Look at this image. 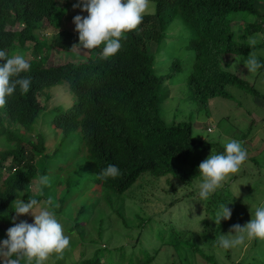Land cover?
I'll return each instance as SVG.
<instances>
[{"label": "trees", "instance_id": "16d2710c", "mask_svg": "<svg viewBox=\"0 0 264 264\" xmlns=\"http://www.w3.org/2000/svg\"><path fill=\"white\" fill-rule=\"evenodd\" d=\"M256 1L151 0L153 11L144 15L137 29L126 34L117 54L104 59L101 56L103 45L84 49L79 45L78 34L61 29L62 19L71 4L69 0H0V50L12 55L19 44L27 40L34 42L28 60L31 69L21 74L31 80L29 91L22 94L17 87L14 94L6 98L5 107L0 108V137L10 143L9 148L0 151V241L6 239V230L16 222L13 200L23 198L21 192L30 189L35 160L46 155L47 139L42 134L36 132L27 140V132L32 130L31 125L41 107L38 94L46 86L61 80L67 81L75 101L65 109L55 108L51 112V122L64 136L72 132L80 134L93 167V182L105 190L104 198L108 203L111 195L123 194L142 174L171 175L186 183L201 176L199 153L210 150L215 146L214 142L194 138L190 122L166 125L158 111L159 92L165 79L178 73L183 64L180 60H171L166 74H157L153 68V53L148 52L147 45L151 40L156 44L160 42L169 24L181 15L194 29L186 44L194 53L187 82L198 107H206L215 97H229L227 87L231 85L256 94L250 83L222 69L219 64L225 55L248 56L259 48L257 44L250 47L246 41L259 29L257 21L246 24L240 41L231 30L237 14L257 15ZM43 21L58 29L51 39L53 46L64 52L84 49L89 56L82 62L45 66L47 53H40L44 48L37 37ZM15 24L21 28L9 29ZM257 58L264 65V59ZM2 63L4 61H0ZM109 164L116 165L120 175L99 179V172ZM83 211L82 206L76 214ZM216 228L217 233L220 232V226ZM164 242L181 256L182 260L174 264H188L184 252L197 249L195 244L182 240ZM105 251L112 252L98 248L91 259L80 264H100ZM202 257L211 259L204 254ZM63 258L65 260L66 256ZM153 258L147 255L144 264ZM62 261L60 259L58 264ZM103 264H136V261L124 262L123 253L116 259L107 254Z\"/></svg>", "mask_w": 264, "mask_h": 264}, {"label": "rangeland", "instance_id": "374dc122", "mask_svg": "<svg viewBox=\"0 0 264 264\" xmlns=\"http://www.w3.org/2000/svg\"><path fill=\"white\" fill-rule=\"evenodd\" d=\"M69 2L71 4L62 19L61 28L78 33L73 18L76 15L87 16L88 13L82 11V7H73L78 0ZM255 8L257 15L237 14L231 30L235 39L240 41L246 24L257 21L259 29L246 41L255 39L260 46L251 52L264 59V0H257ZM153 9L151 2L150 12ZM20 28L19 24L9 27L11 30ZM55 32L56 29L46 21L37 32L44 48L40 53H47L45 66L68 61L82 62L89 56L84 49L74 48L72 52H64L53 46L51 39ZM193 33V27L181 15H177L160 42H148L147 50L153 53V68L157 74H166L171 60L177 59L183 64L178 73L163 83L159 92V115L166 125L190 122L194 138L205 139L204 136H209L211 139L208 130H215L217 138L211 139L215 146L199 153L200 163L211 152L219 154L224 151L220 149L223 146L219 142L223 138L242 141L247 149V160L207 201H199L198 183L201 176L186 183L171 175L154 177L142 174L123 194L111 195V202L108 203L104 198L105 190L93 182V167L80 141V134L72 132L64 136L51 122V112L58 107L65 109L71 106L75 101L74 94L65 80L46 86L38 94L41 107L31 125L32 130L27 132V140L36 132L47 139L46 155L35 160L30 189L22 191L21 195L22 199L40 196L41 204L51 197L59 205L54 211L65 233L71 237L70 248L65 251L66 258H63L62 264H80L91 259L98 248L112 251L103 253L100 264L105 262L107 254L116 259L119 253H123L126 263L132 260L136 264H144L143 259L147 255L154 256L148 264H174L182 260L165 240L195 244L199 251L188 249L184 252L188 264H264V240H246L243 245L228 250L216 245L217 234H227L235 224L243 226L251 219L250 210L254 213L255 207L264 202V69L255 74L248 73L243 62L247 56L225 55V59L219 63L221 68L250 83L257 93L251 94L231 85L227 87L229 97H215L206 107H198L187 82L194 53L186 44ZM15 43L19 44L16 40ZM33 46L34 42L27 40L19 44L12 54H23L29 60ZM235 57L241 58L236 66L233 65ZM19 128L22 132V128ZM9 147L10 143L0 137V151ZM40 175L50 178V185L43 189V195L38 188ZM221 204H227L232 209V215L217 225L212 218ZM82 206L84 211L77 215ZM21 220L32 223L34 217L31 214L16 216L15 223ZM218 226L220 232L217 233ZM178 234L179 238H176ZM5 236L7 239V230ZM200 251L211 259L203 258ZM58 263L55 255L46 262Z\"/></svg>", "mask_w": 264, "mask_h": 264}, {"label": "clouds", "instance_id": "9594fccd", "mask_svg": "<svg viewBox=\"0 0 264 264\" xmlns=\"http://www.w3.org/2000/svg\"><path fill=\"white\" fill-rule=\"evenodd\" d=\"M73 7H82V11L88 13L87 16L76 15L73 18L79 45L87 50L103 45L101 56L107 59L118 53L122 48L121 40L127 38L128 32L137 29L144 15L150 14L151 0H84L83 3L78 0ZM255 44V39L249 41L250 47ZM0 61H4L0 64V108H3L7 103L6 98L12 96L17 87L22 94L29 91L31 80L21 74L29 72L31 65L23 54L9 55L4 50H0ZM240 61L241 58L235 57L233 65L236 66ZM243 62L248 73L255 74L264 67L252 52ZM208 131L211 139L217 138L214 129ZM204 138L211 142L209 136ZM219 142L224 151L219 154L211 152L198 165L201 175L198 196L201 202L207 201L222 188L230 175L237 173L247 160V149L242 141L223 138ZM118 175L119 168L109 164L99 172L98 178L106 180ZM49 185L50 178L40 175L38 188L41 195L43 189ZM12 203L17 217L31 214L34 220L32 223L26 220L14 222L13 226L7 229V239L0 241V261L3 264H46L53 255L57 260L63 259L65 251L70 248L71 237L65 233L64 226L54 211L59 205L55 204L51 197L43 204L35 197L28 198L27 201L16 198ZM250 214L251 219L243 226L232 225L227 234H220L216 245L228 250L243 245L246 240H264V202L255 207L254 213L250 210ZM231 215L232 209L227 204H221L212 219L219 225L222 219L228 220Z\"/></svg>", "mask_w": 264, "mask_h": 264}, {"label": "crops", "instance_id": "0c3cea01", "mask_svg": "<svg viewBox=\"0 0 264 264\" xmlns=\"http://www.w3.org/2000/svg\"><path fill=\"white\" fill-rule=\"evenodd\" d=\"M167 85V84H166Z\"/></svg>", "mask_w": 264, "mask_h": 264}]
</instances>
